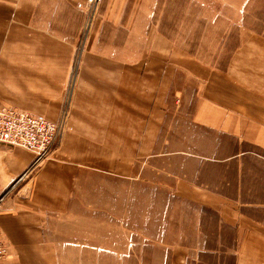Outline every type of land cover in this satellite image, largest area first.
<instances>
[{
	"label": "crops",
	"instance_id": "0c3cea01",
	"mask_svg": "<svg viewBox=\"0 0 264 264\" xmlns=\"http://www.w3.org/2000/svg\"><path fill=\"white\" fill-rule=\"evenodd\" d=\"M142 3L104 0L89 11L87 0H0V108L56 122L69 106L71 127L38 165L33 152L0 143V197L6 195L0 227L9 248L0 264H64V241L88 242L91 225L125 226L121 215L107 224L104 212L102 220L90 217L88 206L85 218L76 217L75 184L98 162L91 148L171 145L161 135L174 80L169 64L120 53L123 31L133 27ZM94 18L88 41L81 43L87 20ZM257 49L255 62L243 60L241 71L230 70L225 80L246 74L249 65L262 69L264 80V42ZM213 93L203 97L210 108L192 119V129L213 149L161 153L162 176L177 180L160 183L161 194L175 195L179 203L172 229L160 240L149 238L162 242L160 264H264V106H249L243 91ZM218 147H225L224 155ZM175 159L182 163L178 169L171 166ZM132 172L130 179L137 177ZM137 240L131 232L130 244Z\"/></svg>",
	"mask_w": 264,
	"mask_h": 264
},
{
	"label": "rangeland",
	"instance_id": "374dc122",
	"mask_svg": "<svg viewBox=\"0 0 264 264\" xmlns=\"http://www.w3.org/2000/svg\"><path fill=\"white\" fill-rule=\"evenodd\" d=\"M103 2L101 0L93 9L87 0L89 11L101 8ZM94 22L95 18L87 20L81 43L88 41ZM108 41L110 36L107 35L104 42ZM261 42H264V0H143L133 27L127 32L123 31L120 53L123 59L153 57L166 59L169 64L168 70L174 75V80L170 84L169 107L161 135L169 136L171 145L163 147L160 144L148 149L126 146L90 149L91 156H98V162H91L90 173L83 172L75 184V216L85 218L89 207L90 217L101 219V212H104L107 224L121 215L125 226L91 225L88 242L64 241L60 245L61 262L160 264L162 242L151 243L149 238L160 240L163 234L172 229L169 226L175 218L172 216L178 212L175 210L179 203L177 196L161 194L160 183L170 181L176 185L177 181L167 175L162 176L160 171L165 160L161 153L167 149L197 153L213 149L206 146L208 140L199 138L200 131L192 129V119L197 117L198 110L210 108L207 101V104L203 102V97L204 100L206 96L209 97L210 89H213L214 95L243 91L244 95L240 96L248 99L249 106H264V80L259 77L263 75L262 69L255 68L257 71H254V67L250 66L252 61L259 58V52L253 50H258ZM80 53L77 52L75 56V64L80 59ZM243 60L250 63H247L249 67H244L246 74H237L241 77L231 76L232 80H225L224 75L230 70L235 75L237 70L238 73L241 71ZM208 71H213V74H208ZM188 142L195 144L185 146ZM217 149L219 154H225V147ZM181 164L177 159L171 162L176 169ZM183 165L187 170L188 166L194 168L193 163ZM93 167L100 169L94 170ZM114 167L118 171H114ZM132 169L137 177L130 179ZM169 185L172 186L171 183ZM120 229L122 242L118 243ZM131 232L137 234V243L130 244ZM124 235L128 238L124 239ZM130 245L134 250L132 257Z\"/></svg>",
	"mask_w": 264,
	"mask_h": 264
},
{
	"label": "built area",
	"instance_id": "2783aa9c",
	"mask_svg": "<svg viewBox=\"0 0 264 264\" xmlns=\"http://www.w3.org/2000/svg\"><path fill=\"white\" fill-rule=\"evenodd\" d=\"M101 0H88L90 8H96ZM69 106L62 111L58 121L53 122L43 115H36L13 107L0 108V143L20 147L35 154L34 165L42 163L53 146L71 130ZM6 195L0 197V212ZM9 252L0 227V260Z\"/></svg>",
	"mask_w": 264,
	"mask_h": 264
}]
</instances>
